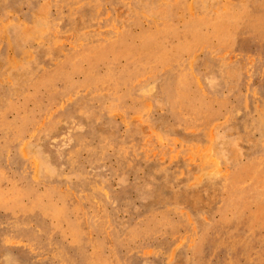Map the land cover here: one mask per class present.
<instances>
[{"label":"rangeland","instance_id":"374dc122","mask_svg":"<svg viewBox=\"0 0 264 264\" xmlns=\"http://www.w3.org/2000/svg\"><path fill=\"white\" fill-rule=\"evenodd\" d=\"M0 264H264V0H0Z\"/></svg>","mask_w":264,"mask_h":264}]
</instances>
